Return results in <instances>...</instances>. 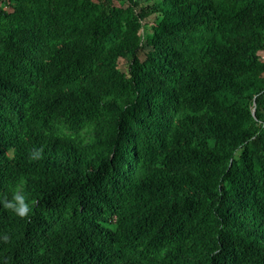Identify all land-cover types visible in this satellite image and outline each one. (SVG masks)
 <instances>
[{
    "label": "trees",
    "instance_id": "obj_1",
    "mask_svg": "<svg viewBox=\"0 0 264 264\" xmlns=\"http://www.w3.org/2000/svg\"><path fill=\"white\" fill-rule=\"evenodd\" d=\"M148 1L0 0V264H264V0Z\"/></svg>",
    "mask_w": 264,
    "mask_h": 264
},
{
    "label": "clouds",
    "instance_id": "obj_2",
    "mask_svg": "<svg viewBox=\"0 0 264 264\" xmlns=\"http://www.w3.org/2000/svg\"><path fill=\"white\" fill-rule=\"evenodd\" d=\"M16 199L19 200V201H21V204H22V206H21L20 208L17 209L18 213H19L20 215H24V214H26L27 211H28V208H27L26 205H23V203H22V198L19 197V196H17ZM8 206H11V205L9 204Z\"/></svg>",
    "mask_w": 264,
    "mask_h": 264
},
{
    "label": "rangeland",
    "instance_id": "obj_3",
    "mask_svg": "<svg viewBox=\"0 0 264 264\" xmlns=\"http://www.w3.org/2000/svg\"><path fill=\"white\" fill-rule=\"evenodd\" d=\"M140 1V3L142 4V5H150V4H152L151 2H149L148 0H139ZM152 20V19H151ZM148 30H150V28H148ZM262 56L264 57V55L262 54ZM121 69H122V71H124V72H127V69L126 68H123V67H121Z\"/></svg>",
    "mask_w": 264,
    "mask_h": 264
},
{
    "label": "water",
    "instance_id": "obj_4",
    "mask_svg": "<svg viewBox=\"0 0 264 264\" xmlns=\"http://www.w3.org/2000/svg\"><path fill=\"white\" fill-rule=\"evenodd\" d=\"M255 114H256V110L254 109V110H253V115H255Z\"/></svg>",
    "mask_w": 264,
    "mask_h": 264
}]
</instances>
